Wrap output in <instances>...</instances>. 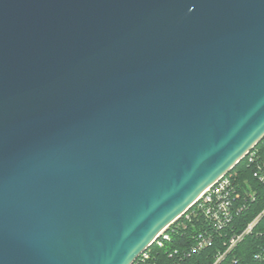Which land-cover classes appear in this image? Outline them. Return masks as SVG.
Wrapping results in <instances>:
<instances>
[{"label":"water","instance_id":"95a60500","mask_svg":"<svg viewBox=\"0 0 264 264\" xmlns=\"http://www.w3.org/2000/svg\"><path fill=\"white\" fill-rule=\"evenodd\" d=\"M264 137V0H0V264H130Z\"/></svg>","mask_w":264,"mask_h":264},{"label":"trees","instance_id":"16d2710c","mask_svg":"<svg viewBox=\"0 0 264 264\" xmlns=\"http://www.w3.org/2000/svg\"><path fill=\"white\" fill-rule=\"evenodd\" d=\"M254 151V161H248V155L243 157L227 174L234 189L233 216L230 223L222 230L214 233V242L200 252L193 254L183 264H211L218 251H222L224 242L232 236L242 233L247 225L258 217L251 231L219 264H264V183L259 181L253 172L257 165L264 166V137L251 149ZM193 207L185 214L190 213ZM185 214L178 220L185 221L186 227L173 236L176 239H191V235L207 229L202 215L192 216L187 221ZM177 220V221H178ZM260 254L259 258L255 257Z\"/></svg>","mask_w":264,"mask_h":264},{"label":"built area","instance_id":"2783aa9c","mask_svg":"<svg viewBox=\"0 0 264 264\" xmlns=\"http://www.w3.org/2000/svg\"><path fill=\"white\" fill-rule=\"evenodd\" d=\"M248 161H254V151L247 152ZM245 155V156H246ZM244 156V157H245ZM259 181L264 183V166L257 165L253 172ZM234 189L231 186L229 177L226 174L220 177L213 184L208 186L191 205L193 207L190 213L185 214L187 221L192 216L202 215L205 219L207 229L198 231L191 235V239H176L173 242V236L180 229L186 227L185 221H179L178 217L165 228L160 230L154 239L143 249L130 264H183L193 254L211 247L214 242V233L224 229L231 221L234 208ZM189 207V208H191ZM188 210V209H187ZM178 220V221H177ZM258 220V217L247 225L245 230L224 242L225 248L218 251L211 264H219L232 251V249L242 240L243 236L251 231ZM261 255L256 254L259 258ZM233 264L236 260L232 261Z\"/></svg>","mask_w":264,"mask_h":264}]
</instances>
